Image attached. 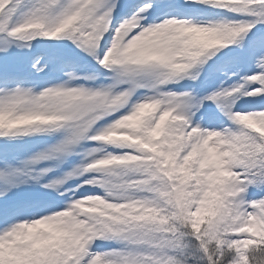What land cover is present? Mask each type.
<instances>
[{
  "label": "snow or ice",
  "instance_id": "snow-or-ice-1",
  "mask_svg": "<svg viewBox=\"0 0 264 264\" xmlns=\"http://www.w3.org/2000/svg\"><path fill=\"white\" fill-rule=\"evenodd\" d=\"M23 3L24 0H0V4H3L0 8V33L5 34V39L0 41L3 43L0 53L7 52L9 37L23 40L21 32L26 25H37L43 37L65 35L97 64L104 58L110 41V55L118 54L123 59L116 77L117 84L109 88L125 85L128 94L146 87L141 77L146 79L159 68H166L170 75H176L178 70L175 62L179 58L187 57L190 61L187 67L192 68L207 50L220 48L205 42L203 29L213 32L232 29L241 34L257 24L264 25V0H185L183 5L172 0H148L147 7L140 5L131 11L129 0H119L118 4L116 0H36L27 11H22ZM194 5L226 8L233 13L254 16L255 19L248 21L247 26L245 22L194 26L191 22L167 18V15L160 17V22L152 19L165 8ZM176 21H182L185 26L182 29L173 28ZM137 22L138 26L129 33V39L137 37L135 41L123 48L119 41L112 42L117 27L121 24L126 27L136 25ZM105 27L108 31L103 33ZM101 33L105 37L102 41ZM24 46L27 47V44ZM237 47L241 49V56L244 55L246 43L240 42ZM256 47L259 51L250 54L255 59V68L260 75L246 76L231 89L224 88L195 102L190 92L172 97L170 106L175 108L174 115L187 117L183 123L172 128L166 124L167 117L158 115L153 121L151 115L142 113L146 118L138 117L131 125L139 133V138L147 141L141 144V150L125 148L129 151L124 154H111L112 159L108 162L111 168L126 167L132 158L142 157L141 161H134L146 167L145 174L134 178L142 189L167 182L169 191L164 195L172 196L176 217L183 222L185 231H178L173 226L158 234H150L146 230L148 225L157 222L164 224L169 219L163 213L157 215L153 212L151 217L141 214L105 218L81 210L77 215L57 218L55 214L61 212L60 206L49 198L48 193H25L20 199H13L9 195L17 194L26 179L35 187L45 184L44 179L52 168L36 170L37 166L43 161L67 156L69 145L79 139V135H76L20 161L18 166L0 162V264H188V258L184 257L182 251V247L186 246L181 244L185 235L194 237L198 242L192 247L201 253L200 259L204 264H225L228 257V264H264V195L257 200L246 198L249 188L264 192V131L260 129V124L264 123V110L244 112L250 114L253 122L251 130L237 127L235 131L229 128L222 132L202 131L199 124L191 123L202 105L211 102L229 121L237 124L233 115L236 101L243 96L258 94L259 89L251 90L253 82L264 86V36L258 39ZM193 48L200 50L192 51ZM32 68L36 72L43 70L37 64H33ZM17 75L13 67H0V79L5 83L14 80ZM67 77L69 81L80 79L72 73H67ZM83 79L93 77L86 76ZM191 79L195 80L196 75H192ZM66 87V84L47 87L41 95L63 94L69 98L83 99L87 104L88 101L106 96L109 91L105 88L92 90L83 87L62 91ZM31 95V88L0 89V129L12 130L22 123L35 122L32 114L18 111L21 100ZM125 111L127 113L128 110ZM56 119L55 116L36 117V120L45 124ZM177 130L184 134V140L177 142L175 149L163 152L159 150L160 145L153 143L154 140L165 143ZM193 130L198 131L193 133ZM118 139L137 142L134 137ZM152 167L155 171H147ZM177 173L179 176L175 175ZM110 175V180H106L104 175L100 180H88L92 185L108 190L126 188V178L115 173ZM176 179L184 186L194 181L200 190L199 200L193 201L180 190L173 183ZM65 180L67 176L51 179L46 186L64 184ZM173 189H176L174 193ZM77 195L79 193L72 190L65 197L70 203L62 211L76 212L73 202L79 200ZM148 195L152 196L153 193L148 192ZM105 199L108 204L126 202L124 198ZM136 206L151 207L152 204L144 201ZM202 213H207L206 220L201 216ZM17 220L39 222L30 224L27 231L20 234L9 227ZM82 220L84 223H81ZM226 220L229 222L225 223ZM9 236L12 238L9 239ZM97 238L115 241L122 247L103 253L94 252L92 245ZM177 250H180V258L174 254Z\"/></svg>",
  "mask_w": 264,
  "mask_h": 264
},
{
  "label": "clouds",
  "instance_id": "clouds-1",
  "mask_svg": "<svg viewBox=\"0 0 264 264\" xmlns=\"http://www.w3.org/2000/svg\"><path fill=\"white\" fill-rule=\"evenodd\" d=\"M119 3V0H116ZM144 5L147 7L148 0H129V11L133 8ZM3 4H0V8ZM111 23V21H109ZM136 25L125 26L123 24L117 27L115 33L112 35V42L119 41L121 47H125L131 44L137 39L136 36H132L129 39L130 31H133ZM185 25L182 21H176L173 25L175 29H182ZM28 29H31L30 31ZM108 29L105 27L103 33H106ZM100 34V40H104V34ZM23 40L28 41L35 39L40 35L39 27L37 25H26L21 32ZM240 33L232 29L225 31L213 32L210 29H203V36L206 38L205 42L212 44L213 47H226L230 44L234 38L238 37ZM187 39V37H185ZM219 41V43H217ZM99 43V42H97ZM24 46V45H23ZM25 47V46H24ZM199 48H193L192 51H199ZM119 51V50H118ZM112 47L109 46L108 50L104 53V58L98 64L102 69L111 73L109 77V83L103 88L109 89L108 94L102 98L88 101L85 104L83 99H73L66 97L63 94L50 93L47 97L41 95V92H35L32 90L30 97L24 98L18 105V111L21 113L32 114L34 123H22L20 127L12 130L0 129V138H4L5 142H11L12 140L23 141L26 138H31L37 134H51L58 130H62L61 139L57 143H61L73 136L79 135V139L76 143L69 145L68 155L61 158L71 156L73 154L80 155L81 161L79 165L74 166L68 172L64 173L63 177L67 176L64 184H59L54 187H47L45 184H40L37 187L43 193H48L57 198H65L68 196V190L65 188V184L68 181L81 179L89 172H101L106 180L111 179V173H115L118 176L126 178V188L116 189L112 188L108 190L101 187L104 196L89 195L79 198L78 201L73 202V207L76 212L61 211L56 213L57 218H68L77 215L81 210L97 213L102 217L111 216H139L141 214L151 217L153 212L157 215L163 213L169 217L164 224L159 222L150 224L147 226V231L150 234H158L159 232L166 231L173 226L178 231H185L183 222L176 217V209L172 203L171 195H164L167 193V182H161L160 184H153L147 190L139 187V181L134 179L142 174L146 173V167L142 163H136L134 161H141L142 157H134L128 163L126 167L111 168L109 167V160L112 159L110 152L107 151L108 147L115 148H131L135 151L141 150V144L147 142L139 138V133L131 126L132 123L139 117L145 119V116L141 114L151 115L153 121L157 116L167 117L166 124L175 128L177 124L183 123L184 117L180 115H174L175 108L170 106V100L172 97L181 96L184 93H173L165 91L169 83H179V79H183L182 73H187L189 69L187 65L190 63L187 57L179 58L175 63L177 67V74L170 75L166 68L157 69L150 77L143 78L147 90V93L142 97H137L133 100L135 92L128 94L127 86L117 85L116 87L109 88L110 85H116V77L120 70V62L122 57L118 54H112ZM192 76L189 78L191 79ZM179 78V79H177ZM197 78V77H196ZM196 80V79H195ZM193 80V81H195ZM69 80L65 82L67 87L62 91H72L74 87L68 86ZM56 87V86H55ZM127 109L125 115H120L117 119L111 121L105 126L99 128L95 127L98 122L104 120L107 117L113 116L122 110ZM161 109L164 111L161 112ZM236 118V123L242 128H253V122L250 120V114L244 112H236L233 114ZM48 117L55 116L57 119L55 122L45 124L41 120H36V117ZM92 121V123H89ZM261 131H264V123L260 124ZM198 130H193L195 133ZM214 135H219L215 133ZM118 137H134L137 138L136 143H131L126 139H118ZM184 140V134L177 132L171 134L166 142L161 144L159 140H154L153 143L160 145L159 150L167 152L176 148L177 142ZM87 142H97L96 146L85 149L83 145ZM50 148V147H48ZM46 148V149H48ZM46 149L42 150L45 151ZM79 150V151H77ZM40 151V152H42ZM162 159V158H161ZM57 159H51L49 161H55ZM179 161V156L177 157ZM115 160H113V163ZM154 164L155 161H152ZM194 167V166H193ZM74 169H77L75 172ZM167 170V169H166ZM147 171H155V168H148ZM72 173V175H68ZM179 176V174H175ZM177 187L184 191L193 201L199 200L200 190L195 182H189L187 186L181 185L179 179L173 181ZM84 185H92L91 181L84 179L80 187ZM24 186H33L31 181L25 180ZM100 187V186H99ZM176 189H173V193ZM148 192H152L153 195L149 196ZM4 195H8L5 193ZM105 197L112 199L124 198L125 203L121 204H108ZM144 201L151 202V207H137ZM43 219V218H42ZM39 221L17 220L14 221L9 227L15 232L23 234L27 231L30 224L38 223ZM229 221L226 220L225 223ZM81 223H84L82 220ZM223 226V225H222ZM12 237L9 236V239ZM97 240H104L97 238Z\"/></svg>",
  "mask_w": 264,
  "mask_h": 264
},
{
  "label": "rangeland",
  "instance_id": "rangeland-1",
  "mask_svg": "<svg viewBox=\"0 0 264 264\" xmlns=\"http://www.w3.org/2000/svg\"><path fill=\"white\" fill-rule=\"evenodd\" d=\"M128 2V0H125ZM167 2V0H165ZM172 2L183 5L185 0H172ZM36 0H24L22 11H27ZM167 15V18H177L185 22H191L194 26H207L210 23L220 22H247L255 19L254 16L247 14L233 13L226 8H219L214 6L194 5L192 7H177L165 8L157 12L152 19L160 22V17ZM264 36V25L257 24L255 27L248 28V31L242 33L238 38L239 42L230 43L225 48L224 52H219L218 49H209L204 55L198 58L187 73H182L183 79H179V83H169L164 87L165 91L173 93L190 92L194 97V102L200 100L213 92L220 91L224 88L231 89L235 84H238L242 78L252 74L260 75L255 68V59L250 54L253 51H259L256 47L258 39ZM237 38V37H236ZM5 39V34L0 33V41ZM10 46L6 53H0V67L8 65L17 70V77L5 83L0 79V89H12L15 87L31 88L35 92H40L47 87H55L65 84L68 81L67 73H72L80 79L68 82L70 87H83L85 89L97 90L103 88L109 83L111 75L105 69H102L95 60H93L87 53L78 49L71 40L65 35L61 34L54 38H47L37 36L33 40H22L15 37H9ZM235 40V39H234ZM233 40V41H234ZM245 42L247 47L243 50L244 55L241 56V49L237 47L238 43ZM110 46V41L108 42ZM27 44V47L23 45ZM3 43H0V47ZM221 50V49H220ZM216 51V53H214ZM37 64V67L43 69L36 72L32 65ZM196 75V80L193 81L189 77ZM93 77V79L85 80L83 77ZM258 94L255 96H243L238 99L233 107V113L236 112H255L264 110V86H260L258 82H253L251 90H257ZM147 93L146 89H138L133 96V100L137 97H142ZM126 114L125 110L107 117L97 123L95 127L99 128L105 126L111 121L117 119L120 115ZM187 119V117H185ZM191 123L199 124L202 131H218L229 128L233 131L239 125L229 121L228 118L220 112V110L211 102H205L202 107L195 113L191 119ZM59 130L53 135L44 134L42 136L35 135L28 139L26 144L20 141L5 143L0 140V155L3 158L4 164H10L15 167L19 162L30 158L37 152H40L48 147L55 145L61 139ZM57 135V136H56ZM97 142H87L83 145L85 149L96 146ZM23 147V148H22ZM79 151V150H77ZM107 151L113 155L124 154L128 149L108 147ZM131 151H134L133 149ZM81 156L73 154L65 158H59L55 161H43L37 166L36 170L43 167H50L52 171L48 173L44 182L47 183L51 179H59L64 173L68 172L74 166L79 165ZM87 179L100 180L103 178L101 172L87 173L86 177L81 179L68 181L65 188L70 195L72 190L79 193L77 199L83 196L96 195L104 196V192L98 185H84L80 187L82 181ZM25 193H43L35 186H22L17 190V194L9 193L13 199H20ZM264 192H260L255 188H249L247 192L248 200H257ZM49 198L55 201L59 206V210H65V205L70 201L61 197L57 198L49 194ZM111 202V201H109ZM201 216L207 219V213H202ZM182 251L184 257L188 258V264L192 259H200L201 253L193 249L196 243L186 241L185 236L181 241ZM122 245L115 241L96 240L92 245V251L97 253L107 252L113 249H119ZM177 258H180V250L174 253Z\"/></svg>",
  "mask_w": 264,
  "mask_h": 264
},
{
  "label": "trees",
  "instance_id": "trees-1",
  "mask_svg": "<svg viewBox=\"0 0 264 264\" xmlns=\"http://www.w3.org/2000/svg\"><path fill=\"white\" fill-rule=\"evenodd\" d=\"M241 34H242V33H241ZM241 34H240V35H241ZM240 35H239L237 38H235L234 41L231 42L232 45H233L234 43H236V42H239L238 38L240 37ZM228 46H229V44H228ZM228 46H226V47H228ZM220 49H221V50H220ZM218 51H219V52H224V53H225V48H224V47H223V48H219ZM214 53H216V51H214ZM59 133H62V130H59ZM59 133H56V134L59 135ZM52 134L55 135L54 133H52ZM42 135H44V134H38V136H42ZM45 135H46V134H45ZM57 135H56V136H57ZM28 139H30V138H26L25 140L20 141V142H22L23 144H26L27 141H28ZM0 140L3 141V142H5V139H4V138H0ZM15 141H16V140H12V142H15ZM22 148H23V147H22ZM2 160H3V158H2L1 155H0V162H2ZM3 161H4V160H3ZM204 219L206 220L205 217H204ZM203 226H204V225L202 224L201 227H203ZM185 238H186V241H187V242H190L191 244L197 242V241H195L194 237H192V236L185 235ZM197 245H198V242H197ZM228 259H230V257L226 258V260H225V264H228ZM189 262H190V264H204L203 261L198 260V259H192V260H190Z\"/></svg>",
  "mask_w": 264,
  "mask_h": 264
}]
</instances>
